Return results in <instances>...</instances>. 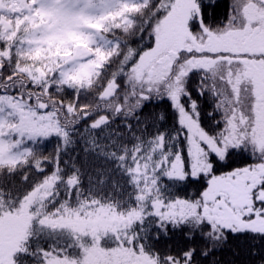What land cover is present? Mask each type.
I'll return each instance as SVG.
<instances>
[{
  "label": "snow or ice",
  "instance_id": "1",
  "mask_svg": "<svg viewBox=\"0 0 264 264\" xmlns=\"http://www.w3.org/2000/svg\"><path fill=\"white\" fill-rule=\"evenodd\" d=\"M218 7L0 0V264H264V0Z\"/></svg>",
  "mask_w": 264,
  "mask_h": 264
},
{
  "label": "trees",
  "instance_id": "2",
  "mask_svg": "<svg viewBox=\"0 0 264 264\" xmlns=\"http://www.w3.org/2000/svg\"><path fill=\"white\" fill-rule=\"evenodd\" d=\"M228 2H229V0H217V4L219 6L217 8V14L218 15H223L224 12H226L227 3ZM149 108H151V105H149ZM145 111H148V109H145ZM119 123H120V121L117 120L116 121V124H119ZM80 127L83 128L84 125L81 124ZM55 144H56V141L55 140H52L51 143H49V144L46 145L45 151L46 152L47 151H51V149L55 146ZM83 147H84V145H83L82 142L81 143H77V145H76V147H75V149L73 151V155L75 154V152H79L81 159H83V156H84ZM244 156H242V157L241 156L236 157L235 163H237V164L247 163L249 161V158L247 157V155H244ZM92 159L93 158L90 155L89 156V160H92ZM176 191L178 192V194L183 195V194H185L186 191H188L189 193H191L193 191V188L191 186H189V188L186 190V189H184V186L183 185H180V186H177ZM216 256H217V258L223 257L225 259H231V253H229L227 251H225L223 253H217ZM209 259H211V257Z\"/></svg>",
  "mask_w": 264,
  "mask_h": 264
}]
</instances>
